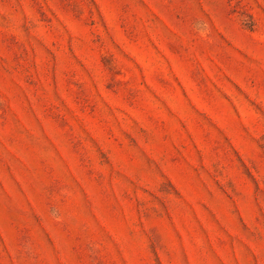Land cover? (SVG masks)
<instances>
[{"label": "rangeland", "instance_id": "rangeland-1", "mask_svg": "<svg viewBox=\"0 0 264 264\" xmlns=\"http://www.w3.org/2000/svg\"><path fill=\"white\" fill-rule=\"evenodd\" d=\"M0 264H264V0H0Z\"/></svg>", "mask_w": 264, "mask_h": 264}]
</instances>
